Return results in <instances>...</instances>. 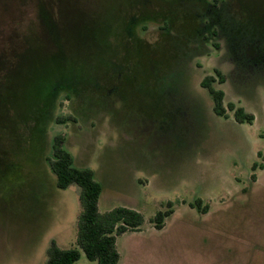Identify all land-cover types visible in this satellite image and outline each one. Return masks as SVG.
Instances as JSON below:
<instances>
[{"label":"rangeland","instance_id":"374dc122","mask_svg":"<svg viewBox=\"0 0 264 264\" xmlns=\"http://www.w3.org/2000/svg\"><path fill=\"white\" fill-rule=\"evenodd\" d=\"M105 2L114 14L96 20L112 24L118 0ZM212 2L152 0L150 18L136 28L145 46H130L132 70L118 94L110 84L108 98L87 84L55 94L54 50L22 49L27 26L37 22L36 0L0 1V159L22 163L24 185L31 172L38 185L21 205L14 206L16 198L0 205V264H44L52 240L78 246L80 187L58 188L48 162L57 134L75 165L91 168L102 184V209L126 206L145 217L141 230L120 238V264H264V66H239L220 25L208 22ZM113 41L103 55L100 46L87 49L94 66L88 73L101 83L102 69L115 72L123 55ZM112 52L117 58L104 65ZM33 56L37 61H28ZM216 68L226 76L215 83L225 102L253 113V123L237 122L233 111L214 113L201 80ZM256 162L263 167L254 171ZM169 201L174 212L157 229L150 219ZM2 224H24L23 233ZM75 264L98 262L83 257Z\"/></svg>","mask_w":264,"mask_h":264},{"label":"trees","instance_id":"16d2710c","mask_svg":"<svg viewBox=\"0 0 264 264\" xmlns=\"http://www.w3.org/2000/svg\"><path fill=\"white\" fill-rule=\"evenodd\" d=\"M0 1L23 3L27 0ZM151 2L152 0L127 2L118 0L114 8L116 20L108 24L104 21L99 23L96 20L102 14L105 19L108 14H114L108 10L105 0H36L37 22L35 25L27 26L22 49L54 50L49 61H52L55 66L53 76L57 79L56 87L58 88L55 94L63 89L79 93L84 88L82 84H87L93 91L109 98L113 95L114 86L116 94L119 93V82L129 74V70H132L130 46L135 48L140 44L145 46L137 35L136 28L150 18L151 13L148 9ZM227 4L229 5L223 16L221 9H224ZM141 6L148 8L143 9ZM212 6L214 9L211 7L207 14L208 17L204 16L207 17L208 22L209 19H213L220 25V30L226 37L230 50L237 53L236 61L240 64L239 66L242 65L246 67L244 69L251 71L264 66V0H213ZM184 15L187 14L184 13ZM191 16L193 17L189 19L195 20L197 15L192 13ZM218 30L219 28H214L212 33L218 34ZM112 38L116 39L117 44L123 50H121L123 55L120 59L122 63L120 62L115 72L110 71V68L102 69L103 82L101 83L100 80H95L93 74L88 73L93 70L94 66L89 62L92 51L87 49L100 46L103 50L100 53L103 55L114 43ZM216 46L220 44L216 43ZM20 52L22 54V51ZM20 54L17 57H20ZM112 54L113 52L109 53L103 59L104 65L109 66L115 59L116 53H114V58ZM17 57L15 55L10 62H17ZM82 57L84 60L81 62ZM70 58L77 62L75 66L70 64ZM95 59L98 62L97 57ZM21 60L26 61V58L22 56ZM28 61H37V59L33 56ZM12 73L13 71H9L7 77L13 75ZM108 79H112L115 83H109ZM225 81L226 76L219 68H216L214 73L206 74L201 80L202 87L208 90L213 100L214 113L218 116L229 117V111H233L237 122L253 123L255 120L253 113L247 112L243 106H237L234 102H225V91L215 85L217 82L224 83ZM65 120L64 116L57 118L58 122ZM5 160L0 159V205L2 203L9 205L14 198H16L13 201L14 206L21 205L22 200L25 201L36 194L37 178L30 171L32 176L29 183L24 185L28 181L22 170L23 164L11 158ZM48 162L56 176L58 188H67L72 184L80 187L81 211L77 219L78 246L62 248L52 240L44 264H74L81 258L82 253L88 259L97 261L98 264H118L120 261V252L117 247L118 236L127 231L141 230L145 223L144 215L126 206L101 211L99 201L103 190L102 184L95 178L91 168H81L75 165L74 156L66 148L65 137L62 134L55 135L52 155L48 158ZM258 167H263V164L254 163L253 170L255 171ZM197 201L198 206L201 207L202 200ZM200 207V211L207 213L209 206ZM173 212V203L169 201L167 208L159 210L150 221L154 227L162 229L166 218Z\"/></svg>","mask_w":264,"mask_h":264},{"label":"crops","instance_id":"0c3cea01","mask_svg":"<svg viewBox=\"0 0 264 264\" xmlns=\"http://www.w3.org/2000/svg\"><path fill=\"white\" fill-rule=\"evenodd\" d=\"M100 206V205H99ZM100 209H101V211H107V210H110V209H102L101 208V206H100ZM23 226H24V224H2L1 225V229H4V230H6V229H8V228H11V230H12V232H14V235H17L18 234V232L19 233H21V235H22V233H23ZM130 232H135V231H127V232H125V233H123L122 235H120V236H118V239H117V247H119V241H120V238L122 237V236H124L125 234H129ZM3 233V232H2ZM58 245L60 246V247H62V248H65V247H63L62 245H60L59 243H58ZM118 250H120V248H118ZM120 253H121V251H120ZM83 257H86V255L84 254V253H82V256H81V258H83ZM122 254H120V260L122 259ZM80 258V259H81ZM79 259V260H80ZM77 262V261H76ZM75 264V263H74ZM118 264H120V261H119V263Z\"/></svg>","mask_w":264,"mask_h":264}]
</instances>
